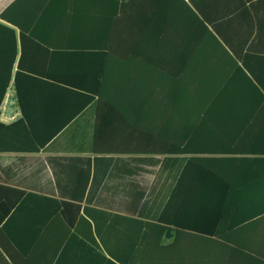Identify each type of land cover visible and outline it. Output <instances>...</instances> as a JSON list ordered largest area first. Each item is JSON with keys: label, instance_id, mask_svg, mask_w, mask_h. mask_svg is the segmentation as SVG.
Here are the masks:
<instances>
[{"label": "crops", "instance_id": "0c3cea01", "mask_svg": "<svg viewBox=\"0 0 264 264\" xmlns=\"http://www.w3.org/2000/svg\"><path fill=\"white\" fill-rule=\"evenodd\" d=\"M20 5L26 114L58 133L0 151V264H153L148 225L190 187L225 198L226 243L264 259V0Z\"/></svg>", "mask_w": 264, "mask_h": 264}, {"label": "trees", "instance_id": "16d2710c", "mask_svg": "<svg viewBox=\"0 0 264 264\" xmlns=\"http://www.w3.org/2000/svg\"><path fill=\"white\" fill-rule=\"evenodd\" d=\"M21 2L22 0H15L0 14V20L6 23L0 22V104L12 85L22 113L21 118L12 124L0 122V151L15 148V141L22 143L24 146L21 147L24 149L39 151L58 133L32 131L34 126L26 114V75L21 64L24 58V36L32 20L25 18ZM18 55V66L14 70ZM82 100L74 115L80 113L81 107L91 103L93 98L86 96ZM71 119L73 118L64 119L58 129L65 127ZM16 134L19 138L15 137ZM8 140L14 143L7 144ZM209 164L201 158H190L183 172L193 168L204 172L209 169ZM192 190L190 187L185 195L179 214L170 219L161 215L156 223L148 225L147 240L151 239V243H147V250H143V254L144 251L151 253L154 257L153 264H264L263 258L249 252L244 246L226 243L225 198L195 196Z\"/></svg>", "mask_w": 264, "mask_h": 264}, {"label": "built area", "instance_id": "2783aa9c", "mask_svg": "<svg viewBox=\"0 0 264 264\" xmlns=\"http://www.w3.org/2000/svg\"><path fill=\"white\" fill-rule=\"evenodd\" d=\"M13 88H8L4 97V100L0 104V115L9 121L17 119V115L12 114V106L15 104V98L13 97Z\"/></svg>", "mask_w": 264, "mask_h": 264}]
</instances>
